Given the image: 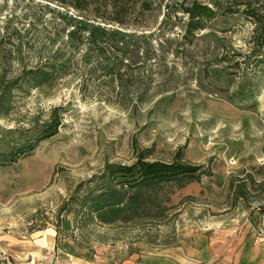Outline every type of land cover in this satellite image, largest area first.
Instances as JSON below:
<instances>
[{"label": "rangeland", "instance_id": "obj_1", "mask_svg": "<svg viewBox=\"0 0 264 264\" xmlns=\"http://www.w3.org/2000/svg\"><path fill=\"white\" fill-rule=\"evenodd\" d=\"M142 1L0 0V89L53 56L71 65L51 88L15 91L0 119V264H141L210 219L243 217L249 235L264 237V0H146L145 12ZM192 6L200 13H186ZM69 18L131 36L126 50L106 47L115 67L92 73L84 57L93 46L85 33L69 40ZM54 110L56 135L5 158ZM181 150L212 175L175 190L162 221L83 235L62 211L108 167L167 162ZM234 189L244 192L236 202ZM49 229L73 237L87 259L40 250Z\"/></svg>", "mask_w": 264, "mask_h": 264}, {"label": "trees", "instance_id": "obj_2", "mask_svg": "<svg viewBox=\"0 0 264 264\" xmlns=\"http://www.w3.org/2000/svg\"><path fill=\"white\" fill-rule=\"evenodd\" d=\"M140 9L143 12L150 11L152 5L145 0L140 2ZM186 13L198 14L200 9L198 6H192ZM69 20L72 21L66 24V28L70 29L67 33L69 40L77 33L79 35L85 33L93 46L84 57L86 65H91L93 74L96 68L103 70L111 65L112 67L117 65L115 59L111 60L112 63L108 60L107 48L113 51L126 50V39H129L130 35L118 30H107L95 25L93 21L84 22L76 18ZM118 24L124 23L118 21ZM77 46L78 44L74 48ZM46 61L48 62L41 66L24 70L18 77L1 87L0 119L10 115L14 99L12 94L15 91L27 94L30 90L51 88L59 79L67 76L71 69L69 61L64 60L63 55L53 56ZM121 62L122 59L119 64ZM59 112L60 110H54L49 121L40 126L27 143L4 152L5 158L15 156L17 153L31 152L39 143L56 135L60 126ZM153 153L149 151L148 157L150 158ZM143 159L130 167L110 166L101 176L89 180L84 188L82 186L78 188L72 198L63 205L62 210L67 215H72L74 230L80 228L84 235L93 225L104 228L131 227L162 221L174 207L170 202L175 190L195 182L199 183L202 178H209L212 175L210 169L205 170L202 166H193L185 162L182 150L175 159L167 162L147 163ZM243 196L242 189L233 190L235 202ZM72 241L77 243L73 237Z\"/></svg>", "mask_w": 264, "mask_h": 264}, {"label": "crops", "instance_id": "obj_3", "mask_svg": "<svg viewBox=\"0 0 264 264\" xmlns=\"http://www.w3.org/2000/svg\"><path fill=\"white\" fill-rule=\"evenodd\" d=\"M235 218L203 221L206 225L204 229L198 227L193 232H181L179 245L175 249L162 251L159 255L140 256L141 264H264V237L256 241V236L249 235L244 229L247 221L243 217ZM225 233L228 240L222 239ZM67 236L66 233L49 229L39 234L36 241L40 250L49 251L52 247L71 260L87 259L86 252L78 250ZM219 238L221 241L218 245ZM124 262L133 264L132 259Z\"/></svg>", "mask_w": 264, "mask_h": 264}]
</instances>
